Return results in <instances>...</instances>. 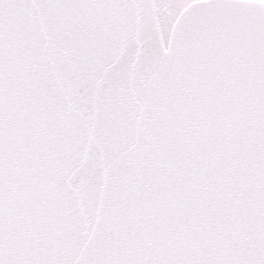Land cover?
<instances>
[{
    "label": "snow or ice",
    "instance_id": "obj_1",
    "mask_svg": "<svg viewBox=\"0 0 264 264\" xmlns=\"http://www.w3.org/2000/svg\"><path fill=\"white\" fill-rule=\"evenodd\" d=\"M0 264H264V0H0Z\"/></svg>",
    "mask_w": 264,
    "mask_h": 264
}]
</instances>
